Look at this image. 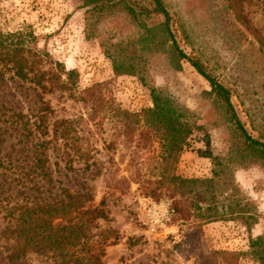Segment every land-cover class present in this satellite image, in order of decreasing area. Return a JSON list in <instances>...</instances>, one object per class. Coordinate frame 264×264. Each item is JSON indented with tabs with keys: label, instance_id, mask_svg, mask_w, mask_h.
Wrapping results in <instances>:
<instances>
[{
	"label": "rangeland",
	"instance_id": "rangeland-1",
	"mask_svg": "<svg viewBox=\"0 0 264 264\" xmlns=\"http://www.w3.org/2000/svg\"><path fill=\"white\" fill-rule=\"evenodd\" d=\"M163 1L175 21L171 30L178 49L230 90L240 125L264 143V0ZM161 22L154 16L137 22L122 6L93 11L83 0H0V31L31 32L36 40L28 45V57L49 79L40 89L7 72L0 86V180L7 178L0 205L8 209L33 197L54 199L61 188H85L93 196L89 206L104 202L108 216L91 230V245L104 250L102 264H223L219 257L211 259L217 251L239 254L237 261L229 259L231 264H257L247 254L252 240L264 239V164L244 149L237 125L211 94L209 83L172 51L158 28ZM114 63L132 74L115 73ZM60 66L76 72L74 85L63 87L67 78ZM94 85L106 110L90 121L81 95ZM151 89L194 126L191 148L180 155L176 175L203 180L216 171V199L227 206L221 220L204 223L188 237L183 236L186 224L171 216L172 200L146 195L142 187L157 173L156 136L149 131V138L141 140L145 129L125 127L114 111L137 114L150 107ZM41 114L47 116L48 179L29 170L31 149L17 132ZM62 121L66 139L55 140L54 126ZM205 134L218 166L196 153L204 149ZM160 203L168 205L169 221L152 230L146 224L148 212ZM189 213L188 223L197 211L190 207ZM13 224L1 210L0 264H54L50 255L33 248L22 260L9 262L13 237L8 228Z\"/></svg>",
	"mask_w": 264,
	"mask_h": 264
},
{
	"label": "trees",
	"instance_id": "trees-1",
	"mask_svg": "<svg viewBox=\"0 0 264 264\" xmlns=\"http://www.w3.org/2000/svg\"><path fill=\"white\" fill-rule=\"evenodd\" d=\"M83 2L85 7L91 6L93 11L97 10L98 12L106 8L122 6L137 22H140V19H152L153 16L160 17L162 22L159 23L158 28L164 33L166 41L171 42L172 51L179 59L189 62L197 73L209 83L211 94L223 105L225 111L231 115L237 125L243 138L244 149L264 164V143L252 139L240 125L231 103L230 90L210 77L198 61L187 57L178 49L171 30L175 21L163 0H83ZM35 40L36 38L31 32L2 33L0 31V86L5 82V75L8 72L21 80L31 81L40 89L44 88L43 81L49 79H45V74L34 69L33 62L28 57L30 51L28 45L34 44ZM113 69L119 75L132 74L122 71L123 65L114 63ZM63 70L60 66L59 71L63 72L67 78V82L62 84L63 87L68 84L74 85L77 80L76 72L74 70L64 72ZM30 74H32L31 78ZM150 99V107L142 109L137 114H130L119 108L114 111L121 117V122L125 127L139 124L141 128L145 129L140 133L141 140L146 138L147 134L149 135V131H152L156 136L160 149L159 157L155 159L154 163V170L157 173L153 174L154 179V176L151 175L150 179L143 181L142 187L146 195L159 196L163 194L172 200L171 216H174L176 221L186 224L183 236L188 237L194 234L190 232L198 229L204 223L221 220L226 214L227 206L216 199L215 179L218 175L216 171H213L211 179L203 180L187 179L176 175L175 165L180 155L191 148L190 141L194 126L183 118L182 113L160 91L151 89ZM81 102L88 108L90 121H95L106 110L98 85L84 90ZM46 121V114H41L35 118L32 125H30V121H27L17 131H20L19 136L22 138L21 142L24 146L31 149L29 154L33 166L29 170H32V173H37L36 175L43 179L50 178V172L45 167L48 161L46 149L49 143L43 140L44 136L48 134ZM63 124L65 123L62 121L54 126L53 137L55 140L66 139L67 130L63 128ZM57 125L63 129L58 131ZM201 141L204 149H197V155L213 160L214 166L220 165L219 160L211 154L209 136L205 134ZM6 182L7 178L0 180V188ZM19 182L23 184V178H20ZM1 193L2 191H0V195ZM92 201L93 196L85 188L75 192L61 188L54 199L47 200L45 198L38 201V198L33 197L29 202L16 204L8 209L6 206L0 205V211L6 210L7 216L14 221L13 226L8 228L11 229L8 234L13 237L12 243L7 248V251L10 252L7 255L9 262L15 263L22 260L27 251L33 248L36 253L50 255L54 264H102L101 257L104 250L91 245L90 242L94 238L91 230L97 228V221H108V216L103 209L104 202H101L97 207L89 206ZM190 207L197 211V215L193 217L194 221L188 223L191 218ZM187 231L189 232L187 233ZM96 244L98 245V241ZM239 256L235 253L217 251L211 259L219 257L220 260H223V264H231L229 259L237 261ZM247 256L257 264H264L263 238H256L250 242Z\"/></svg>",
	"mask_w": 264,
	"mask_h": 264
},
{
	"label": "built area",
	"instance_id": "built-area-1",
	"mask_svg": "<svg viewBox=\"0 0 264 264\" xmlns=\"http://www.w3.org/2000/svg\"><path fill=\"white\" fill-rule=\"evenodd\" d=\"M169 221V208L166 203L155 205L148 212L147 225L152 230L164 228Z\"/></svg>",
	"mask_w": 264,
	"mask_h": 264
}]
</instances>
